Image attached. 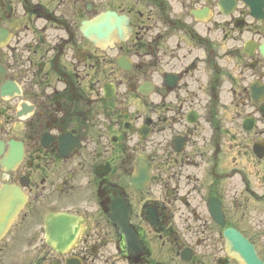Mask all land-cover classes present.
I'll return each instance as SVG.
<instances>
[{
    "label": "flooded vegetation",
    "instance_id": "obj_1",
    "mask_svg": "<svg viewBox=\"0 0 264 264\" xmlns=\"http://www.w3.org/2000/svg\"><path fill=\"white\" fill-rule=\"evenodd\" d=\"M181 1L191 10L209 9L213 17H178L173 0H139L138 17H134L137 31L126 42L98 53L79 33V17H62L57 10L48 12L47 5L40 8L27 2L25 16L32 13L37 17H17L13 0H0V66L4 68L0 75V137L4 141L20 140L25 148L21 167L7 178L3 175V179H28L25 191L29 202L23 219L57 212L83 218L79 240L68 255L78 264L150 262L148 254L129 256L114 228L111 232L92 219L100 213L108 216L115 202H125L131 207L130 221L138 233V191L131 181L136 175L138 152L143 149L144 124L151 129L158 149L164 145L172 151L170 142L164 144V138L159 139L169 131L176 132L173 138L179 136L186 141L183 153L172 151L165 158L167 170L159 168L164 173L161 177L173 184L169 204L181 201L191 210L192 219L186 220L181 233L171 224L173 217L167 214V208L152 204L160 220L157 239L163 246L166 241H178V231L184 246L194 251L189 264H232L228 258L216 257L222 252V230L208 217L206 202L202 205L204 198L196 203L194 192L182 183L189 168L217 160L218 153L208 159L211 154L205 147L209 143L220 152L222 133L230 131L213 113L204 116L201 125H191L183 109L187 103L202 102L201 93L206 89L217 102L221 98L228 102L224 95L231 94L234 102L254 104L252 85H264V17H251L239 0H235L230 16L221 11L220 0ZM150 4L157 7V13L150 9L142 14ZM120 11L132 13L127 7ZM80 51L93 54L85 58ZM121 56L130 60L129 72L117 66ZM148 63L151 71L159 66L167 70L163 87L156 88L154 103L178 104L177 109L167 107L166 112L155 107L151 119L138 107V101H142L138 84L143 82L142 70ZM206 71L212 72L208 82ZM100 72L103 81L95 79ZM166 74L173 76L170 86H166ZM6 81L20 85L23 102L33 109L22 123L16 119L22 101L1 96ZM252 107L263 121L248 134L245 146L251 149L254 143L264 142V101ZM239 117L236 112V122ZM242 184L244 191L233 183V195L224 187L223 179H203L202 189L208 194L207 200L215 197L224 203L227 226L242 230L256 247L264 248V179L261 192L248 180L243 179ZM181 192L186 194L180 196ZM258 196L262 197V208L247 207ZM23 219L8 235L12 242L29 244L36 238L26 235ZM107 223L110 225L109 220ZM2 245L0 264H13L4 254L9 241ZM66 257L47 247L43 263L48 259L49 264H62Z\"/></svg>",
    "mask_w": 264,
    "mask_h": 264
},
{
    "label": "rangeland",
    "instance_id": "obj_2",
    "mask_svg": "<svg viewBox=\"0 0 264 264\" xmlns=\"http://www.w3.org/2000/svg\"><path fill=\"white\" fill-rule=\"evenodd\" d=\"M174 1L177 3L176 0ZM228 103L229 104H227L226 106H223L221 110L225 113V115L228 116L229 119H233V117L235 116L236 110L242 111L244 113L248 112V111L242 110L244 107L242 106L239 107V105H237L236 103H232L230 94L228 96ZM142 107H143L144 112H150L152 104L150 102H144ZM234 125H235V122L232 127H231V124H229V127H231L229 129L230 134H232L236 129V127L234 128ZM247 140H248V137L242 134L241 132H239V129H238V134L234 142V148L232 147L233 137L229 136L228 139H226V141L224 142L225 149L223 151L222 157L220 156L221 165H220L219 172L228 173V175H230L233 171H235V172H239V174H241L242 176L249 175L251 177H255L259 175L260 173H263V169L261 170V165H258L253 160V158L251 157L249 153V150H247L246 147L244 146L247 143ZM153 142H154L153 139H150L147 143H144L143 149L138 154V156L146 157L149 154L157 153V152L161 154V150L158 149L157 146L154 147ZM146 146L147 147L149 146V147L145 148ZM209 167H210L209 165H204L202 168H192V170L195 171L196 173L191 172L190 178L185 180V182L190 187H196V190L198 189L196 193L197 196L200 195V191H199L200 183L197 182L196 179H211V176H210L211 173H209ZM234 179H240V176H237ZM150 194H155L156 197H160V199L163 201L167 196V190L163 191L162 189H159V186L157 185V183H155L151 186L147 197ZM182 210L185 211L184 208ZM176 217H177V221L179 223H182L181 220L184 219L182 218V214L178 213L176 214ZM37 237H38V241L36 242L34 247H32V250H30V253H26V254L25 252L23 253L22 251H25V247H21V245H20V248L17 251H15V253H12L13 256L10 258H12L13 264H23V262H25L26 260L28 261L29 259L31 260L30 261L31 264H40L39 262L37 263V258L34 256H38L40 253L41 254L45 253L46 248L43 247L40 243V234H38ZM165 255H167L166 250L162 249L161 251L157 252L156 258H158L159 261L163 260L164 263L170 262L165 259ZM174 264H180V263L176 261Z\"/></svg>",
    "mask_w": 264,
    "mask_h": 264
},
{
    "label": "water",
    "instance_id": "obj_3",
    "mask_svg": "<svg viewBox=\"0 0 264 264\" xmlns=\"http://www.w3.org/2000/svg\"><path fill=\"white\" fill-rule=\"evenodd\" d=\"M104 23H105V20L102 19L96 27L101 28L104 25ZM96 27L93 26L94 31H97ZM21 156H22L21 151L13 152L11 157H10V163H12V164L18 163L21 160ZM144 176L146 177L148 175H144ZM145 179H148V178H145ZM7 191H8V189H6L3 193H0V202L1 203L4 201V198L7 196V194H9V195L14 194V196H16L14 198L13 208L18 203L23 202V196L18 194L19 189H12V190H9L8 192ZM60 224L63 225L64 221H60ZM228 235H229V233L227 234V237L230 240L234 251L240 255L242 260H244L245 264H263L257 259L255 252L252 249V247L241 236H239L236 233H231L229 236Z\"/></svg>",
    "mask_w": 264,
    "mask_h": 264
}]
</instances>
